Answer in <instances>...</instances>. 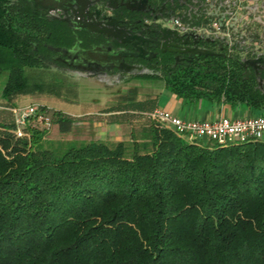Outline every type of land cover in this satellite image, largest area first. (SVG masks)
<instances>
[{
  "label": "trees",
  "instance_id": "obj_1",
  "mask_svg": "<svg viewBox=\"0 0 264 264\" xmlns=\"http://www.w3.org/2000/svg\"><path fill=\"white\" fill-rule=\"evenodd\" d=\"M65 38L28 0H0V96L10 114L0 120V264H264V140H187L148 116L150 95L103 111L128 125V139H45L50 124L70 132L75 119L59 110H45L48 124L29 117L16 136L13 100L56 86L31 72L50 67L43 43ZM219 42L203 40L216 53L181 64L165 55L159 74L138 78L185 102L260 114L264 71Z\"/></svg>",
  "mask_w": 264,
  "mask_h": 264
},
{
  "label": "flooded vegetation",
  "instance_id": "obj_2",
  "mask_svg": "<svg viewBox=\"0 0 264 264\" xmlns=\"http://www.w3.org/2000/svg\"><path fill=\"white\" fill-rule=\"evenodd\" d=\"M28 1L34 12L70 32V39L57 45L43 43L53 69L67 67L103 81L143 82L150 79L138 77L159 74L154 66L165 55L181 64L216 53L202 41L217 38L218 46L222 43L244 65L264 71V0ZM185 16L192 22L183 21ZM213 19L229 21V38L201 30ZM257 80L263 83L264 77Z\"/></svg>",
  "mask_w": 264,
  "mask_h": 264
},
{
  "label": "rangeland",
  "instance_id": "obj_3",
  "mask_svg": "<svg viewBox=\"0 0 264 264\" xmlns=\"http://www.w3.org/2000/svg\"><path fill=\"white\" fill-rule=\"evenodd\" d=\"M38 72L40 74H36ZM31 74L33 75L31 79L39 78L47 83L57 81L56 86L52 89H44L41 92L16 96L13 100L16 107L34 101L45 106L47 113L59 110L74 114L75 121L70 132L66 134L59 133L57 126L49 125L44 138L52 140L62 138L70 140L98 139L101 141L127 139L124 135V124L120 126L108 125L107 121L111 116L103 111L119 102L144 98L151 92L161 95L160 91L164 86L160 80H145L143 82L133 80L123 83L108 78V80L103 81L94 76H83L82 73L67 67H61L60 69L49 67L45 71H32ZM4 80L5 74L0 76V90ZM4 105V100L0 96V120L3 117L10 116ZM142 119L136 115L132 117L133 122L131 123L137 126L143 121ZM208 143L211 144V142Z\"/></svg>",
  "mask_w": 264,
  "mask_h": 264
},
{
  "label": "built area",
  "instance_id": "obj_4",
  "mask_svg": "<svg viewBox=\"0 0 264 264\" xmlns=\"http://www.w3.org/2000/svg\"><path fill=\"white\" fill-rule=\"evenodd\" d=\"M173 23L176 27H181L178 19H175ZM183 29L189 30L190 27L186 26ZM201 30L206 34L224 38H229L231 33V27L227 19L222 22L213 19ZM40 107L44 109H39ZM11 110L14 114L15 134L17 137L25 135L23 127L31 116H36L38 120L48 124V117L44 115L47 108L42 104L31 102L24 106L14 107ZM148 116L187 140L205 139L213 141L220 146L249 140H264V109L256 116L243 118L219 116L212 120H184L161 108H154L148 113Z\"/></svg>",
  "mask_w": 264,
  "mask_h": 264
},
{
  "label": "crops",
  "instance_id": "obj_5",
  "mask_svg": "<svg viewBox=\"0 0 264 264\" xmlns=\"http://www.w3.org/2000/svg\"><path fill=\"white\" fill-rule=\"evenodd\" d=\"M152 86L154 87L153 84ZM160 93L161 95H156L153 92L149 94L151 97L155 98L154 108H161L164 110H168L172 115L177 116L184 120H202V119L212 120L218 118L219 116H226L229 118H243L250 116L252 114L251 111H249L243 105H238L235 106L234 108L229 109L223 105H214L208 102H198V103L185 102L176 98L164 86L163 88H161ZM136 99H143V98H136ZM63 113L68 114L66 112ZM68 115L74 117V114L72 113ZM108 125L120 126L123 124L108 122ZM124 126H125L124 135L128 139V125L124 124Z\"/></svg>",
  "mask_w": 264,
  "mask_h": 264
},
{
  "label": "water",
  "instance_id": "obj_6",
  "mask_svg": "<svg viewBox=\"0 0 264 264\" xmlns=\"http://www.w3.org/2000/svg\"><path fill=\"white\" fill-rule=\"evenodd\" d=\"M213 1H216V0H213ZM261 84V82L260 81H258V85H260Z\"/></svg>",
  "mask_w": 264,
  "mask_h": 264
}]
</instances>
